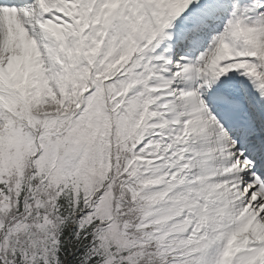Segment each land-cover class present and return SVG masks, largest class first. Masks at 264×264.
Masks as SVG:
<instances>
[{"label":"snow or ice","instance_id":"snow-or-ice-1","mask_svg":"<svg viewBox=\"0 0 264 264\" xmlns=\"http://www.w3.org/2000/svg\"><path fill=\"white\" fill-rule=\"evenodd\" d=\"M0 264H264V0H0Z\"/></svg>","mask_w":264,"mask_h":264}]
</instances>
